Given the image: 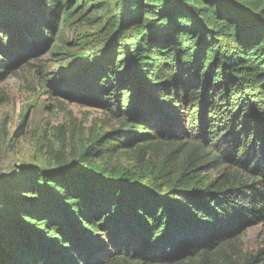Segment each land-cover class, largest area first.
Instances as JSON below:
<instances>
[{
  "label": "trees",
  "instance_id": "1",
  "mask_svg": "<svg viewBox=\"0 0 264 264\" xmlns=\"http://www.w3.org/2000/svg\"><path fill=\"white\" fill-rule=\"evenodd\" d=\"M91 1L0 0V75ZM78 44L43 87L101 128L1 182L0 264H264V0H120Z\"/></svg>",
  "mask_w": 264,
  "mask_h": 264
},
{
  "label": "rangeland",
  "instance_id": "2",
  "mask_svg": "<svg viewBox=\"0 0 264 264\" xmlns=\"http://www.w3.org/2000/svg\"><path fill=\"white\" fill-rule=\"evenodd\" d=\"M119 1L87 3L81 7L85 20L61 29L54 46L63 49L42 51L0 75V186L22 168H53L56 152L69 158L93 130L101 128L104 111L97 104L69 99L52 87L44 88L43 82L56 79L64 71L69 52L79 48L81 39L95 33L101 20L117 12ZM17 17L23 20L22 15ZM239 247L244 256L264 249V222L246 228Z\"/></svg>",
  "mask_w": 264,
  "mask_h": 264
}]
</instances>
